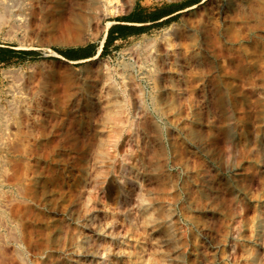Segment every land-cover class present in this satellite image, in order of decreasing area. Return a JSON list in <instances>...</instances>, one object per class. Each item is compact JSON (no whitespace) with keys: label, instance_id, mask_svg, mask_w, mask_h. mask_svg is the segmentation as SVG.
<instances>
[{"label":"rangeland","instance_id":"rangeland-1","mask_svg":"<svg viewBox=\"0 0 264 264\" xmlns=\"http://www.w3.org/2000/svg\"><path fill=\"white\" fill-rule=\"evenodd\" d=\"M6 1L0 264H264V0Z\"/></svg>","mask_w":264,"mask_h":264},{"label":"bare ground","instance_id":"bare-ground-1","mask_svg":"<svg viewBox=\"0 0 264 264\" xmlns=\"http://www.w3.org/2000/svg\"><path fill=\"white\" fill-rule=\"evenodd\" d=\"M64 1V0H63ZM85 2H87V3H100L101 2V4L103 3V7L105 6H112L113 4V2L115 3V0L112 2L111 0H84ZM69 2V1H68ZM70 2H71V0H70ZM112 2V3H111ZM132 3V2H131ZM69 4V3H68ZM73 5H74V2L72 3ZM81 4H83V3H78V5H81ZM97 4V5H98ZM105 4V5H104ZM85 5H87V4H85ZM116 5V4H115ZM118 5H120V4H118ZM68 6V5H67ZM88 6H90V4H88ZM93 6V5H92ZM102 6V5H101ZM101 6H99V7H101ZM117 6V5H116ZM11 7H12V9H13V4H11L10 2H8V1H6V0H0V22H2L3 20H4V17H5V19H6V17H7V19L8 18H10L9 16H10V13H11ZM94 7V6H93ZM99 7H97V8H99ZM104 7V8H105ZM113 7V6H112ZM118 7V6H117ZM70 8V7H69ZM84 8V7H83ZM86 8V7H85ZM92 8V7H91ZM108 8H110V7H108ZM115 8V7H114ZM129 8V7H128ZM127 8V9H128ZM71 9V8H70ZM74 9V8H73ZM130 9V8H129ZM85 10V9H84ZM93 10V9H92ZM115 10V9H114ZM113 10V11H114ZM126 10V9H125ZM72 11V10H71ZM97 11V10H96ZM99 11V10H98ZM104 11V10H103ZM122 11V8L120 7V8H118L117 9V12H121ZM100 12V11H99ZM106 12V11H105ZM104 12V13H105ZM72 13H73V17L74 18H78V14L75 12V11H72ZM113 13V12H112ZM12 14V13H11ZM98 14H100V13H98ZM105 15V14H104ZM11 17H13V15L11 16ZM14 17H16V16H14ZM100 17V16H99ZM19 19V18H18ZM9 20V19H8ZM11 21H12V19H11ZM10 21V22H11ZM18 21V20H17ZM4 22V21H3ZM6 22H7V20H6ZM6 22L4 23V24H6ZM12 23V22H11ZM10 23V24H11ZM14 23V22H13ZM12 23V24H13ZM0 24H2V23H0ZM8 25H9V22L7 23ZM6 24V25H7ZM10 26V25H9ZM12 26V25H11ZM11 26H10V28H11ZM16 27V26H15ZM13 28V27H12ZM176 36H177V34H176ZM146 43H148V42H146ZM147 53V52H146ZM146 56V55H145ZM193 62V61H192ZM108 88V87H107ZM104 89V88H103ZM207 97V96H206ZM87 97H85V98H83V100H82V103H80V105H79V108L80 107H82L83 105H87L86 104V102H87V100L88 99H86ZM94 99V98H93ZM90 100V102H92V98L91 99H89ZM95 108V107H94ZM195 120H196V118L193 116V117H191V122H195ZM73 129V128H72ZM71 129V130H72ZM68 132V131H67ZM67 135V134H66ZM70 137H71V134H70ZM199 145H201V143L200 142H198V146ZM94 170H96V169H94ZM94 170H93V172H94ZM96 172V171H95ZM94 172V173H95ZM208 182H209V179H208V174H207V171H206V169L205 170H203V171H201L199 174H197V176H195V178H194V184H196V185H198L202 190H207V188H208ZM129 196V195H128ZM132 196V195H131ZM126 196H120V202L121 203H123L124 204V202L126 201V198H125ZM133 197V196H132ZM131 201V200H130ZM132 203V202H131ZM122 204V205H123ZM128 206V205H127ZM132 208H133V206H131ZM123 208V207H122ZM127 208V207H126ZM123 210V209H122ZM90 223H92V222H90Z\"/></svg>","mask_w":264,"mask_h":264},{"label":"trees","instance_id":"trees-1","mask_svg":"<svg viewBox=\"0 0 264 264\" xmlns=\"http://www.w3.org/2000/svg\"><path fill=\"white\" fill-rule=\"evenodd\" d=\"M163 11H164V9H158V10H156L155 12H156V13H162ZM126 21H128V22H135V20H126ZM112 28H114V29H118L119 26L111 27L110 30H109V34L107 35L106 39L109 38L110 33L112 32V30H111ZM133 29H135V28H133V27H132V28H131V27L128 28L129 31H133ZM121 35H123V33L119 32V33H118V36L120 37Z\"/></svg>","mask_w":264,"mask_h":264}]
</instances>
